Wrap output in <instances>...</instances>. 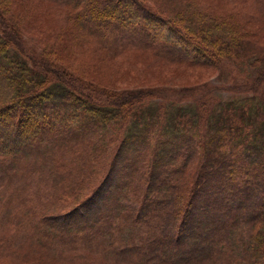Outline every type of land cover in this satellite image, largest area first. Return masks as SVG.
Segmentation results:
<instances>
[{
    "label": "trees",
    "instance_id": "1",
    "mask_svg": "<svg viewBox=\"0 0 264 264\" xmlns=\"http://www.w3.org/2000/svg\"><path fill=\"white\" fill-rule=\"evenodd\" d=\"M263 35L264 0H0V264H264V55L219 73Z\"/></svg>",
    "mask_w": 264,
    "mask_h": 264
},
{
    "label": "rangeland",
    "instance_id": "2",
    "mask_svg": "<svg viewBox=\"0 0 264 264\" xmlns=\"http://www.w3.org/2000/svg\"><path fill=\"white\" fill-rule=\"evenodd\" d=\"M168 37V41L169 43L173 44L172 46H175L178 51H185V47H183V45L181 44H177L175 39L173 37H171L170 35L167 36ZM264 38V35H263ZM28 44L33 45L31 42H28ZM253 47L252 50L249 52V54H247L244 57H241L240 54H237L234 59H225L222 63V65L220 66V72H222V74H225L226 71L228 72L229 70H231L232 68V72H239V73H245V72H254L256 68L251 67V65L249 66L248 63L251 62L253 59H256L258 56H260L261 54L264 55V42H255L253 43ZM191 52V51H190ZM136 67L138 68V70L140 72H143L142 75L140 77H138L137 75L132 74L129 78H126V76L124 75H119L121 70H116V74L113 77H117L116 80L110 78L106 79L108 84H112V85H116L119 87H123V86H136V85H156V84H162V83H167V84H171L172 88H174L175 90H178L180 92H178V94L181 93V87L180 84H193V83H197V82H201L202 84H204L206 81H208L206 79L207 74L204 71H200L198 72L197 70H194L193 72H188L186 68L179 66V65H172L167 67L166 65H155L153 67L158 68L159 71L161 70L162 73H158L155 74L158 77H156L155 79H151L148 78L145 74L146 70L150 69L147 67H140L138 65H136ZM152 68V67H151ZM157 71H155L156 73ZM97 74H99L100 72H95ZM153 73V72H152ZM103 74V73H100ZM98 75L99 77H102V81H105V77L104 75ZM163 74H165L166 76H162ZM227 78V77H225ZM225 78H223L222 76H219V78H211V84H219L222 81L225 80ZM114 80V81H111ZM100 81V82H102ZM210 81V80H209ZM208 81V82H209ZM229 79L225 80V83H228ZM103 83V82H102ZM104 84V83H103ZM170 87V86H169ZM156 89H163L162 86L160 85H156L155 86ZM182 91H185L184 89H182ZM226 93V91H223L222 94ZM174 99L178 96L177 94H174ZM155 100H159L157 98H154ZM7 177H9L12 181L17 182V183H25L28 184V178L26 176V174L20 173V172H13L11 170V172L6 174ZM7 187L9 188V186L7 185ZM6 188V187H5ZM7 189V188H6ZM0 195L5 196V193L0 192ZM69 207V206H68ZM66 207V208H68Z\"/></svg>",
    "mask_w": 264,
    "mask_h": 264
}]
</instances>
